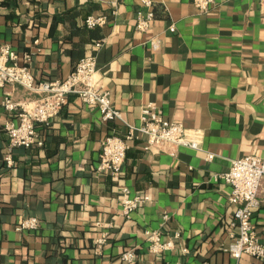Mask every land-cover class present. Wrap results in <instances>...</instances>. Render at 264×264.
<instances>
[{
  "label": "crops",
  "instance_id": "crops-1",
  "mask_svg": "<svg viewBox=\"0 0 264 264\" xmlns=\"http://www.w3.org/2000/svg\"><path fill=\"white\" fill-rule=\"evenodd\" d=\"M141 0H0V42L28 63L36 82L64 79L78 61L95 54L113 106L138 124L143 106L154 103L164 118L199 134L200 149L143 148L129 141L122 183L150 199L129 218L121 215L118 184L96 173L101 145L123 136L122 120L70 94L46 126L42 146L17 147L8 166L5 124L17 120L3 105L40 96L24 86L0 87V264H264L226 250L237 228L231 185L215 181L231 160L259 155L264 146V0H214L207 10L193 0H152L154 19L136 29ZM104 16L89 27L88 16ZM162 44L152 51L148 40ZM102 41L100 47L97 43ZM214 153L211 161L206 153ZM252 222L264 244V185ZM167 213L168 219L163 215ZM35 216V231L17 230ZM114 224L100 253L94 239ZM157 230L174 247L150 250L146 231ZM134 249L136 260L123 259Z\"/></svg>",
  "mask_w": 264,
  "mask_h": 264
},
{
  "label": "built area",
  "instance_id": "built-area-1",
  "mask_svg": "<svg viewBox=\"0 0 264 264\" xmlns=\"http://www.w3.org/2000/svg\"><path fill=\"white\" fill-rule=\"evenodd\" d=\"M149 9L147 12L138 11L136 15V29L146 31L154 19L151 9L152 0H141ZM214 0H193L201 10H207ZM89 27L101 25L105 22L104 16L90 15L85 19ZM162 41L160 37H151L148 40L152 51H158ZM102 41L97 43L100 47ZM30 52L19 54L10 44L0 42V87L5 84H19L40 96L36 99L14 101L10 94L3 99L5 108L16 111L17 120H9L5 124L8 137L7 154L4 160L8 166L14 164L13 151L17 147L42 146L43 137L39 125L46 126L66 105L70 94H77L84 104L97 108L104 120H122L125 127L123 136L109 135L102 141L99 162L96 173L110 177L118 184L120 213L129 218L144 202L150 199L144 192H132L129 186L122 183V169L126 160L129 141L145 137L143 148L152 147L167 150L175 155L179 146L200 149L199 134L185 127L182 122L170 121L164 118L154 103H149L141 109L139 123H131L124 119L121 111L111 102L110 89L104 87L97 67L95 54L81 58L74 69L64 79L36 82L32 69L29 67ZM214 153L207 152L206 159L211 161ZM229 169L225 173L213 174L215 181L223 180L231 185L229 201L235 206L233 226L237 234L226 250L239 259L248 254L264 261V244L258 237L252 215L260 204L259 194L264 185V146L259 155H247L231 160ZM168 219V214L163 215ZM40 220L35 216L25 217L16 226L17 230L35 231L40 227ZM101 226L100 234L94 239L95 250L101 252L108 242L111 228L114 224L98 222ZM150 241V250L155 253H164L174 247L172 240H161L157 230L146 231ZM123 259L129 263L136 260L134 249L125 251Z\"/></svg>",
  "mask_w": 264,
  "mask_h": 264
},
{
  "label": "trees",
  "instance_id": "trees-1",
  "mask_svg": "<svg viewBox=\"0 0 264 264\" xmlns=\"http://www.w3.org/2000/svg\"><path fill=\"white\" fill-rule=\"evenodd\" d=\"M94 27V26H93Z\"/></svg>",
  "mask_w": 264,
  "mask_h": 264
}]
</instances>
